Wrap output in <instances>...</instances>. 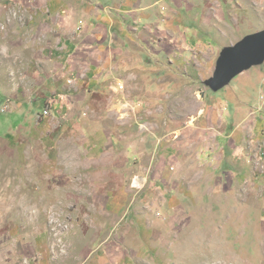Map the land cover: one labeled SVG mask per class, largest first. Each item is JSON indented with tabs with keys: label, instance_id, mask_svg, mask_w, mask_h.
I'll return each mask as SVG.
<instances>
[{
	"label": "rangeland",
	"instance_id": "obj_1",
	"mask_svg": "<svg viewBox=\"0 0 264 264\" xmlns=\"http://www.w3.org/2000/svg\"><path fill=\"white\" fill-rule=\"evenodd\" d=\"M61 1L0 0V264H264V153L168 175L264 115V59L212 83L264 0Z\"/></svg>",
	"mask_w": 264,
	"mask_h": 264
},
{
	"label": "crops",
	"instance_id": "obj_2",
	"mask_svg": "<svg viewBox=\"0 0 264 264\" xmlns=\"http://www.w3.org/2000/svg\"><path fill=\"white\" fill-rule=\"evenodd\" d=\"M54 1V7L60 8L62 6V1L61 0H52ZM145 0H121V4L124 6H127L132 4L138 5ZM144 4V3H143ZM153 4H144V7H151ZM137 10V9H135ZM125 13L126 12H131L132 10H123ZM121 16V17H120ZM119 17H115L114 15L111 14H101V16L98 17H93L92 19L97 18V22L94 24L103 26V30L105 32H110V31H116V33H124V27L123 28H116L115 26L120 25V24H126V15H120ZM91 22V20H90ZM93 26V24H92ZM91 26V27H92ZM94 29V26L91 28ZM116 29V30H114ZM112 34V32H110ZM72 47H76V45L71 44ZM70 47V46H68ZM78 48V46L76 47ZM73 48L71 49V52H73ZM92 73L87 75L86 79L83 80L81 79L78 81V85L82 86L83 84H87L88 87L92 88H98L100 84H102L103 81H106L107 79H104L103 72L100 70L98 73H95V70L98 68H94L95 66H92ZM262 83V81H261ZM264 103V101H262ZM264 105V104H263ZM239 106H236L235 109H237ZM237 112V110H235ZM235 119V118H234ZM248 122L249 125H244L243 122L241 123L237 119L235 127L231 130V132L226 135L225 132L219 131V139L218 135L215 134L213 138V143L215 147L210 150L205 147V143L202 142L201 145V150L198 151L199 155H204L202 158L199 157L197 160L190 159L189 157H186V152H182L183 154L181 157H178L175 162L172 164V172L168 170V175L170 177H173L174 181L176 183L182 182L184 179V172L186 167L189 165L188 162H196L199 168L201 169H206L208 167H214L218 168L224 164L223 166H230L234 167L236 165H239L238 169L240 171L238 172V169H234V171L226 170L225 173L231 172L235 173L236 175H242V173L247 172V163L248 162H255L254 158L256 159H262L263 156L262 154L264 153V149L262 145H264V115H259V113L256 112V114H252L248 116ZM100 137V132L94 133V139H98ZM209 138V137H208ZM206 134L203 138V141H206ZM219 142H223V144L227 143L226 147L223 145H218ZM258 146V149H257ZM229 147V148H228ZM256 147V148H255ZM260 148V149H259ZM211 154V157H207V155ZM214 155V157H213ZM204 157H207L204 158ZM244 165V166H242ZM242 166V167H241ZM235 168V167H234ZM174 171V172H173ZM179 190V188H178ZM175 194H172V200L171 204H174L177 200V197L174 196Z\"/></svg>",
	"mask_w": 264,
	"mask_h": 264
},
{
	"label": "water",
	"instance_id": "obj_3",
	"mask_svg": "<svg viewBox=\"0 0 264 264\" xmlns=\"http://www.w3.org/2000/svg\"><path fill=\"white\" fill-rule=\"evenodd\" d=\"M264 59V30L246 36L234 46L225 48L221 53L212 79L213 85L228 82L253 64Z\"/></svg>",
	"mask_w": 264,
	"mask_h": 264
},
{
	"label": "built area",
	"instance_id": "obj_4",
	"mask_svg": "<svg viewBox=\"0 0 264 264\" xmlns=\"http://www.w3.org/2000/svg\"><path fill=\"white\" fill-rule=\"evenodd\" d=\"M44 113H45V114H47V113H48L47 109L44 111Z\"/></svg>",
	"mask_w": 264,
	"mask_h": 264
}]
</instances>
